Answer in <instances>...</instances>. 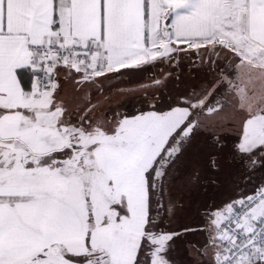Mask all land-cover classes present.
I'll return each mask as SVG.
<instances>
[{
    "label": "snow or ice",
    "instance_id": "obj_1",
    "mask_svg": "<svg viewBox=\"0 0 264 264\" xmlns=\"http://www.w3.org/2000/svg\"><path fill=\"white\" fill-rule=\"evenodd\" d=\"M181 54L205 73L190 90L108 103ZM226 153L264 172V0H0V264H175L190 232L201 264H264V180L170 227L173 187L207 191Z\"/></svg>",
    "mask_w": 264,
    "mask_h": 264
},
{
    "label": "rangeland",
    "instance_id": "obj_2",
    "mask_svg": "<svg viewBox=\"0 0 264 264\" xmlns=\"http://www.w3.org/2000/svg\"><path fill=\"white\" fill-rule=\"evenodd\" d=\"M193 59H195V57H193ZM178 60V65H173L165 62L163 64H157L156 66L147 67L143 70L136 71L131 79L125 78L124 82L118 85V88L124 89L126 91V94L123 96L120 95V92L117 90V86L109 88L106 85L105 94L110 96L108 103L112 105L122 104L124 105V108L118 110H126L127 112L135 113L140 108L147 107L146 104L142 103L146 99V97L155 99L163 105L166 104L170 98H174L179 93L190 90L195 84L201 81V79L198 77H202L203 79L205 73L203 70H197L196 68H194L191 60H189L184 54H181L178 57ZM172 67H175L174 70L171 69ZM169 73L171 74L170 78L168 75ZM194 75H196V77H193ZM154 79L159 80L160 83L154 84ZM112 84L116 85V82L113 81ZM141 85L147 87V93L143 91H127L129 89H139ZM163 86H165L166 88L169 87L168 90L170 98L166 96ZM252 86L253 85H249V87ZM254 86L259 93L262 87L261 81L258 79H254ZM66 89L69 97L76 95L72 92V85L70 83L66 86ZM93 98H95L94 90ZM237 103H239L238 97ZM230 112L231 109L226 107V110L223 113V127L225 128V130L231 127V121L228 119ZM228 134L230 136L234 135L233 132H229ZM209 143V133L206 132L202 134V138L198 137L196 144L192 149L194 151H197V146H203L205 148V152L207 153L209 151L207 147ZM227 143L228 147L231 148L232 140H228ZM199 151L201 152L202 149H200ZM221 168L222 174H219V176L217 177V181L221 182L222 186L215 188V191L218 195V198L216 200L217 203L232 195L233 191L238 186L242 189L246 188L250 190L256 184H259L261 180H264V172L250 171L246 167V163H242L240 159L231 158V156H229L227 153L221 160ZM224 173L226 174V177L225 175H223ZM234 173L236 174L233 175ZM246 177H251V179L248 180L247 183L245 182ZM183 191V180H181L172 189V197L177 202L176 217L170 226L172 229H178L181 225L185 224L191 225L190 221L186 223L187 219L185 220V213L194 212V210H185L182 207L183 203H187L188 201L187 199L183 201V198L185 197V192L183 193ZM219 193H225L224 197L219 196ZM182 209L184 210V212H180ZM196 218V224H193L194 226L201 223L200 216ZM204 240L205 236L201 232H190L188 235L177 240L171 252V257L175 261V264H201V257L199 256L196 249L204 243Z\"/></svg>",
    "mask_w": 264,
    "mask_h": 264
},
{
    "label": "trees",
    "instance_id": "obj_3",
    "mask_svg": "<svg viewBox=\"0 0 264 264\" xmlns=\"http://www.w3.org/2000/svg\"><path fill=\"white\" fill-rule=\"evenodd\" d=\"M180 59H182V58H180ZM174 68L175 67H172L171 69L174 70ZM170 77H171V75H169V78ZM176 77H178V76H176ZM193 77H196V75H194ZM198 78H200L202 80V77H198ZM163 87H164V92H165L166 96L170 98L169 90H168L169 87L168 88H166L165 86H163ZM200 138H202V135L200 136ZM200 149H202L201 152L199 151ZM196 150L197 151H194L193 149H190L188 155H189V157L195 158L197 163L200 164L201 166H203L205 161H206L205 148L203 146H197ZM237 159H239V158H237ZM187 171L191 172V169L189 168ZM219 174H222V168H220V171L218 173H214V175L216 177H218ZM235 174L236 173H234L233 175H235ZM223 175H225V177H226L225 173ZM221 186H222L221 182L218 181L216 185L211 186L212 189L208 188L207 191H205L202 188L201 189L193 188L191 190H188V189L184 188L183 193L185 192L184 193L185 197L183 198V201L185 199H187L188 201H187V203H183L182 207L185 210L186 209L194 210V212H186L185 213V220L187 219L186 223L188 221H190V224L192 226H194L193 224H196L195 223V221H196L195 218L199 217L198 213L201 210V208L204 207L205 205L211 204L213 202H217L216 200L218 198V195H217V193L215 191V188L221 187ZM224 194L225 193H219V196L224 197ZM180 212H184V210L182 209ZM181 216H183V215H181ZM177 217H179V216H177Z\"/></svg>",
    "mask_w": 264,
    "mask_h": 264
}]
</instances>
